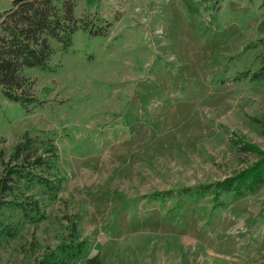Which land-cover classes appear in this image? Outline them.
<instances>
[{"label": "rangeland", "instance_id": "obj_1", "mask_svg": "<svg viewBox=\"0 0 264 264\" xmlns=\"http://www.w3.org/2000/svg\"><path fill=\"white\" fill-rule=\"evenodd\" d=\"M75 1L107 35L80 30L26 69L31 107L0 87V176L24 136L57 148L37 170L55 190L24 181L27 213L0 209V264L79 246L66 264H264L263 174L217 186L264 159V0H181L153 26L151 0Z\"/></svg>", "mask_w": 264, "mask_h": 264}, {"label": "trees", "instance_id": "obj_2", "mask_svg": "<svg viewBox=\"0 0 264 264\" xmlns=\"http://www.w3.org/2000/svg\"><path fill=\"white\" fill-rule=\"evenodd\" d=\"M76 8L75 0H14L11 8L0 15V87L7 100L25 107H31L38 101L32 94L34 82L26 77L25 70L50 69L56 43L64 51H68L73 44L74 35L80 30L94 35H107V25L94 27L86 17L77 16ZM260 74L262 73L254 77L261 79ZM33 139L24 136L12 154V167L9 163L6 172L0 176V209L11 203L27 213L29 208L23 202L12 200V193L24 181L55 190L56 184L50 179L45 180L38 171L53 168L57 148L51 142L47 144L49 147L46 152L42 153L38 140ZM262 174L264 177V159L239 176L240 180H229L228 183L217 186L219 189L229 188L233 183L242 181L251 187L261 180L256 176L261 177ZM35 205L31 210L39 208L37 202ZM83 252L82 246L76 247L75 251L64 250L65 259L62 264Z\"/></svg>", "mask_w": 264, "mask_h": 264}, {"label": "crops", "instance_id": "obj_3", "mask_svg": "<svg viewBox=\"0 0 264 264\" xmlns=\"http://www.w3.org/2000/svg\"><path fill=\"white\" fill-rule=\"evenodd\" d=\"M179 2H181V0H151V1H148L147 2V6L151 7V8H154L155 12H158V14L157 15H152L154 17V20L149 18L150 17L149 15L143 16L142 17L143 21H144L143 25L146 24V25H149V26H153V25L159 23V18L161 17L159 12L161 11V9H162V11L164 9V11L162 13V17L165 18V17H169L170 16V18H172L173 17L174 8L175 9L179 8V10H180ZM182 2L185 5V3L188 2V0H182ZM166 12H170L169 16L166 15ZM125 30H122V31H125ZM130 35L131 34H128L127 37H129Z\"/></svg>", "mask_w": 264, "mask_h": 264}]
</instances>
